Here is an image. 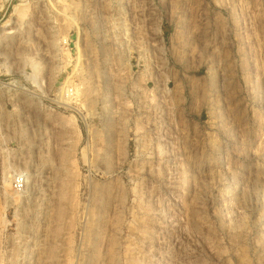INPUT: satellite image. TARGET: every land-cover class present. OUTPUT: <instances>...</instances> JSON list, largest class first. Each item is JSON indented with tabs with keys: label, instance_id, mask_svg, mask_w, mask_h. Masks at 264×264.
Returning <instances> with one entry per match:
<instances>
[{
	"label": "rangeland",
	"instance_id": "obj_1",
	"mask_svg": "<svg viewBox=\"0 0 264 264\" xmlns=\"http://www.w3.org/2000/svg\"><path fill=\"white\" fill-rule=\"evenodd\" d=\"M0 264H264V0H0Z\"/></svg>",
	"mask_w": 264,
	"mask_h": 264
},
{
	"label": "built area",
	"instance_id": "obj_2",
	"mask_svg": "<svg viewBox=\"0 0 264 264\" xmlns=\"http://www.w3.org/2000/svg\"><path fill=\"white\" fill-rule=\"evenodd\" d=\"M22 186H23V183H22V181H21L20 178H18V179H16V180L14 181V187H15V189H17L18 191L21 190Z\"/></svg>",
	"mask_w": 264,
	"mask_h": 264
}]
</instances>
